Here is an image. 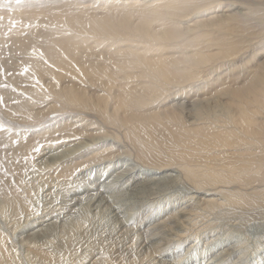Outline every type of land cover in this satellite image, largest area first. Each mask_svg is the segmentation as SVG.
Returning <instances> with one entry per match:
<instances>
[{
	"label": "bare ground",
	"instance_id": "obj_1",
	"mask_svg": "<svg viewBox=\"0 0 264 264\" xmlns=\"http://www.w3.org/2000/svg\"><path fill=\"white\" fill-rule=\"evenodd\" d=\"M47 3L29 4L39 9ZM222 4L231 9L197 20L193 25H182L181 21L194 12ZM64 5L65 11L59 14L65 18V28H57V24L52 34L70 31V35L61 33V36L49 38L50 41L33 43L35 46L31 49L35 51L37 46L38 51L32 57L35 53L29 46L30 52L23 58L22 66L26 65L34 73L33 79L28 78L34 81L33 89L37 95L47 97L51 94L53 97V101L44 108L42 106L43 110H36V114L56 111L58 107L62 108L60 102L75 110L65 113V119L56 126L30 134L10 133L0 137V166L8 169V173L0 175V264H22L14 248L11 230H18L25 222L33 225L44 219L42 222L45 223L57 216L55 212L52 216L48 212L38 215L30 201L35 188L25 187L23 190L27 183L23 169L42 152V143L53 147L58 141H72L82 136L92 142L91 145L86 143L88 146L75 155L72 154L85 142L70 145L63 155L71 156L64 157L61 162H45L48 170L44 171L43 179L59 182L60 186L71 185L76 175L105 160L120 159L127 153L144 167L153 168L155 173L162 175L152 176L154 184L176 182L175 174L180 172L196 190H210V193L206 192L210 197L204 203L207 210L224 204L236 205L247 211L264 208V0H74ZM40 10L41 13L46 11ZM23 13L28 15V10ZM19 29L15 31L18 33ZM29 35L26 37L32 40ZM36 103L29 99L23 103L7 104V108L2 110L5 117L0 114V119L8 123L16 111L26 108L33 111ZM109 134L115 140L97 141L100 136ZM121 141L123 146L119 144ZM88 175L89 172L83 176L88 178ZM79 178L75 188L71 186L67 190L64 186L67 193L85 188L83 177ZM192 208L190 212L194 217L202 210L199 206L197 211ZM78 225L68 224L64 235L72 237ZM47 230L41 238L27 242L26 256L30 262L64 264L65 246L62 243L58 244L59 248L46 246L45 240L55 234L53 230Z\"/></svg>",
	"mask_w": 264,
	"mask_h": 264
},
{
	"label": "rangeland",
	"instance_id": "obj_2",
	"mask_svg": "<svg viewBox=\"0 0 264 264\" xmlns=\"http://www.w3.org/2000/svg\"><path fill=\"white\" fill-rule=\"evenodd\" d=\"M40 1H46L48 3L44 7H39V9L37 6H31L29 4V3H35V5H39L37 3ZM71 1L74 0H21V3L17 4L16 0H0V34L6 36L3 38L0 35V93H1L0 114L3 116V118L5 117L4 111L2 110L7 108V106L10 103H18V102L23 103L25 100H29V99L31 100V103L37 102L36 109L33 106L34 107L32 109L33 111L29 110L28 108H26V110L16 111L12 115L13 118L12 119L10 118V120L8 121L9 124L6 123L1 118L0 122L2 126H0V137L10 133L22 134V132L23 133L27 132L30 134L32 131H36V130L40 131L50 126H56L58 122L60 123L63 121V119H65V113H69L71 112V110H75L73 107L71 108V106H67V105L65 106V102L64 103L60 102L62 103L61 104L62 108L58 107L59 109L56 111L47 110L45 113L42 112L40 114H36L35 113L36 110L37 111L43 110L44 106H47L49 102L51 103L53 101L52 100L53 97H51V94L48 95L47 97L41 96L40 94L37 95V91L33 89L35 85L34 81L30 80L31 78L33 79L35 77L34 73L32 74V72L26 65L22 66V61L25 55H28L29 52L32 51V53H35L33 54L32 57H35L34 55H36V51H38L37 46L35 48V51L31 49L33 48V46H35L33 45V43L36 44L41 41L42 42H45L47 40L50 41V39L53 37H58L59 35L61 36V33L63 35H70L69 34L70 31H67V34H65L66 32L64 31L59 32L58 33L59 35L57 34V31H55V34L52 33H54L53 30L56 29L55 26L57 24H58L57 28L58 27L65 28L63 27L65 26V20H63L65 18H62L59 12L62 11L63 13L65 11L64 4H67ZM93 1H99V0H93ZM91 2L92 1L88 3ZM18 5H21V7H14ZM40 9H43V11L46 10L47 12L44 11L43 13H41L42 11ZM230 9L231 8L227 4H222L220 7L212 6L210 8L201 9L194 12L193 14H191L181 22L182 25H193L194 22L197 20L208 19L209 17H212L213 14H223ZM24 10L26 11L28 10V15L25 16L24 13L21 14V12ZM29 12L31 14H29ZM52 12L53 15L51 14ZM56 12L58 14H56ZM34 13L35 15L33 16ZM28 16L30 19L28 18ZM59 19H61L62 21ZM47 27L50 28V30ZM18 28H20L19 29L20 32H18L19 34L17 33V31H15L18 30ZM48 30L50 33L48 32ZM14 33H16V35ZM22 33L25 34V37L26 36L28 37V35L30 34L29 37L32 38V40L28 39L27 37L25 39L24 34ZM48 33L49 36L47 35ZM10 34L15 36H12L13 38L9 39V37H11ZM18 35H19V39L17 40ZM31 35L33 36L31 37ZM20 36H22V38ZM28 40L29 42H27ZM29 46H30V51L28 49ZM28 77L31 78L29 79ZM19 85H23V86H19ZM24 123L26 124V126H24ZM106 126L109 125L106 124ZM25 128L26 129L29 128V129L26 130ZM89 139L90 138L88 137L82 136V137H77L72 141H65V142L58 141L59 143L56 144L55 146H53L54 144H52L54 148L51 147L50 145H46L45 143H42L40 145V150H42V152L37 156H35L34 160H32L30 164L23 169V174H25V177L27 179V183L23 186V190H26L27 187L35 188L33 195L30 196V201L32 200L31 201L32 207H34L33 209L37 211L38 215L44 213L46 214L48 212L52 216V212H55V214L58 217L56 216L55 218L51 219L52 221L54 220V222L49 220L44 223V221L42 222V220L44 219H40L39 223L34 222L33 225H28V223L25 222L23 223V225L19 227L20 229L18 228V230L10 231V235L11 237H13L12 239L14 241V248L18 253V255L21 257L22 264H43L41 262L39 263V261L35 262L34 260H31L32 262H30L28 260V257L26 256L27 245L30 242L32 243L36 239L41 238L43 232L47 229L53 230L56 235L55 234H54L55 236L51 235L52 237H48L47 241L45 240L46 246L59 248L61 246H58V244L61 245V243L63 244L62 246H65L64 247L65 254L63 257L65 258L64 264H77V262H79L81 259H82L80 261L81 263L79 262L78 264H82V263L83 264L84 263L85 264H98V263L124 264L126 262H128L129 264L130 263L132 264H136V263L137 264H255V263L264 264V251H263L264 250V222H263L264 208L247 211V209L241 208L236 205L233 206L231 204H227V205L224 204L223 207L222 205L220 206L221 208L218 206L213 209L207 210L204 207L205 206L204 203L206 199L210 197L208 194H206V192L210 190H207L205 188H199V190H196L189 182H187L182 177L180 172L178 174H175L176 175L175 177H177L176 182L173 181L168 183L165 182V183L154 184L153 182H151L152 176L155 178V177H160L162 175L157 172L156 174L153 168L144 167L142 164L138 163L133 156L125 153L121 155L122 157L120 159L114 158V160L111 159L112 161L105 160L103 161L104 163L102 162L103 164L101 163L98 166H94L86 170L87 172H89L88 175L89 180L87 176L85 178L83 176L87 172H83L82 174L78 175L79 177L81 176V179L83 177L84 181L82 180L81 181L84 182V185H86L84 188L85 190L84 189L81 190L82 192L79 191L81 193L77 191L72 193L71 192L69 193V191L68 193L66 192V188L67 190L71 186L75 188V186H77V184L79 183L80 178L77 175H76L77 177L75 176V181L72 180L71 185L63 184L60 186L59 182L57 183L56 181L53 180L45 181L43 179L42 175L44 171L48 170V167L45 165V162L46 163L50 161L61 162L64 160L65 157L64 156L65 152H63L65 149L70 148L69 147L70 145L79 143L80 141L85 142V145L79 147L78 150H76V152L72 154L75 155L77 152L82 151L88 145L92 144V142ZM104 139L115 140L113 138V135L109 134L104 137L100 136L97 141H102ZM121 142L122 143L119 144L123 146L124 142L123 141ZM59 144L62 146L60 147ZM67 155L69 157L71 156L69 154ZM45 156H47V158ZM59 156L61 160L59 159ZM68 156L65 158H68ZM137 164H140V166L139 165L137 166ZM130 169L132 170V172L130 171ZM167 172H172V171L168 170ZM2 173H8V169L6 166H2V165L0 166V175ZM130 174L134 177H132ZM109 179H112L113 181L115 180L114 183L112 182V180ZM86 181L89 182L86 183ZM109 182L111 184H109ZM52 183H54V185ZM65 185L66 188H64ZM61 187L63 189H61ZM58 191L61 192L60 193L61 195L59 194ZM211 196L212 197L215 196L217 198L220 197V195L217 196L211 195ZM187 198H192V199L187 200ZM191 203L193 204L191 205ZM201 203H203L204 205L202 206ZM197 206H199V208L202 207L200 208L202 210H200L199 208L197 209ZM229 206L230 208H228ZM192 207L196 208V211L197 210L201 211V212L200 211L196 212L197 213L195 214L196 217H194V215L191 214L190 212L191 209H193ZM86 208L88 209L89 212H87ZM113 208H115L114 209L115 211L113 210ZM64 209L66 211H64ZM119 210L120 212H118ZM207 211L212 214L210 215V213H208ZM245 211L246 214H244ZM251 211L252 213H250ZM76 212H79L78 213L79 215H76ZM188 213H190L192 216ZM258 214L259 215L262 214V215L258 216ZM109 215H112L113 217ZM189 215H190L189 219H186ZM198 215H200L199 217L203 216V218H199ZM256 215L258 216V218ZM191 217L193 220L191 219ZM194 218H196V220L199 218L200 220L198 219L197 222ZM76 220L79 221L77 222ZM191 220L195 223L191 222ZM71 223L73 224L79 223V225L76 228V231H74L73 236L68 237L64 235L65 229L68 226V224ZM187 223H190V225ZM197 223L200 225H198ZM241 224L244 225L243 226L244 228L242 227ZM233 225H236V227ZM228 231L230 232L228 233ZM81 235H83V237ZM56 240L59 241H57L56 243ZM84 241L85 244L82 243ZM19 243H21L22 246ZM73 243L76 244V245L74 244L76 247L72 245ZM68 244L69 245L71 244V246H69ZM81 244L83 245V247L81 246ZM238 249L240 252H238ZM78 250L80 254L79 252H77ZM80 250L82 251V253ZM89 252L91 253L90 254L91 257L89 255ZM73 253H75V256ZM239 255L241 256L240 258ZM122 257H124L126 260ZM261 257L263 258L261 259ZM83 258H85V260ZM109 258L110 260H108ZM113 260L115 261V263Z\"/></svg>",
	"mask_w": 264,
	"mask_h": 264
},
{
	"label": "snow or ice",
	"instance_id": "obj_3",
	"mask_svg": "<svg viewBox=\"0 0 264 264\" xmlns=\"http://www.w3.org/2000/svg\"><path fill=\"white\" fill-rule=\"evenodd\" d=\"M16 3H17V4L21 3V0H16Z\"/></svg>",
	"mask_w": 264,
	"mask_h": 264
}]
</instances>
